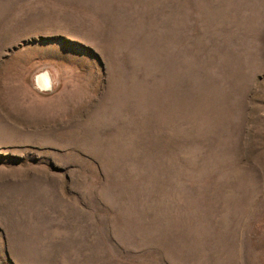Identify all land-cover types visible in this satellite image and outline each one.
<instances>
[{"label": "rangeland", "instance_id": "rangeland-1", "mask_svg": "<svg viewBox=\"0 0 264 264\" xmlns=\"http://www.w3.org/2000/svg\"><path fill=\"white\" fill-rule=\"evenodd\" d=\"M0 264H264V0H0Z\"/></svg>", "mask_w": 264, "mask_h": 264}, {"label": "bare ground", "instance_id": "bare-ground-1", "mask_svg": "<svg viewBox=\"0 0 264 264\" xmlns=\"http://www.w3.org/2000/svg\"><path fill=\"white\" fill-rule=\"evenodd\" d=\"M41 76H42V78H43V80H44L43 82L47 81L46 73L42 74ZM44 84H45V83H44Z\"/></svg>", "mask_w": 264, "mask_h": 264}]
</instances>
